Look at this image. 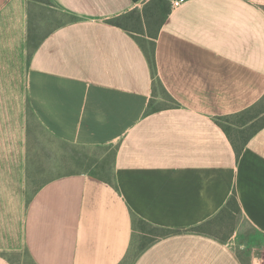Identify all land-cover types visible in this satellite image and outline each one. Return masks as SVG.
I'll use <instances>...</instances> for the list:
<instances>
[{
    "label": "crops",
    "instance_id": "obj_1",
    "mask_svg": "<svg viewBox=\"0 0 264 264\" xmlns=\"http://www.w3.org/2000/svg\"><path fill=\"white\" fill-rule=\"evenodd\" d=\"M48 1L18 2L65 18L30 57V113L102 154H60L24 207L2 178L0 264H245L206 227L235 195L264 236V0L171 7L153 47L112 21L148 0Z\"/></svg>",
    "mask_w": 264,
    "mask_h": 264
},
{
    "label": "rangeland",
    "instance_id": "obj_2",
    "mask_svg": "<svg viewBox=\"0 0 264 264\" xmlns=\"http://www.w3.org/2000/svg\"><path fill=\"white\" fill-rule=\"evenodd\" d=\"M24 1L0 0V183L3 177L6 178L4 186L17 191L16 203L20 205L22 201L23 207L42 181L67 171L59 167L60 154L66 155V166L74 158L82 161L81 169L102 154L98 148L82 149L53 138L31 115L26 94L30 57L39 39L65 18L61 12L44 5L43 8L27 6L24 19L21 10L24 5L18 4ZM151 6L153 0L145 1L134 9L133 17L122 23L139 37H149L146 40L148 47H153L152 38L157 36L160 24L152 14ZM139 15L142 21L137 20ZM234 119L226 121L234 122ZM206 228L225 241L235 236L233 246L245 264H261L264 260V236L248 224L235 203L223 207Z\"/></svg>",
    "mask_w": 264,
    "mask_h": 264
},
{
    "label": "trees",
    "instance_id": "obj_3",
    "mask_svg": "<svg viewBox=\"0 0 264 264\" xmlns=\"http://www.w3.org/2000/svg\"><path fill=\"white\" fill-rule=\"evenodd\" d=\"M46 2V1H44ZM49 3V1H48ZM171 6H172V2L171 0H153V6H151V9H152V14L155 15L159 21H160V24L158 26V31L161 27V25L166 21V19L168 18V15L170 13V10H171ZM135 15V10L131 11L130 13L128 14H125L121 17H118V18H115L113 19V23L119 25L120 27H123L127 30H130L128 26H125L124 24H122L124 22L125 19H128V18H131ZM137 17V20L138 21H142L143 18L139 15V16H136ZM131 31V30H130ZM158 31H157V34H158ZM254 107H252L251 109H249L248 114L246 116H248L250 119H253L255 116H257L260 112V110H257V108H255V112L254 114L253 113H249V112H253V109ZM258 111V112H257ZM250 114V115H249ZM228 131L231 132V130L228 128ZM242 138V142L244 141V143L241 145H238V144H235L237 149H239L240 147L243 148L248 140V137H241ZM232 203H235L236 207L238 208L239 212H241L240 208H239V202H238V199L236 198V196H232V198L230 199V201L227 203V205H231ZM225 205L224 208L227 206ZM193 230H203L204 231V226L203 225H199V226H196L195 228H193Z\"/></svg>",
    "mask_w": 264,
    "mask_h": 264
},
{
    "label": "built area",
    "instance_id": "obj_4",
    "mask_svg": "<svg viewBox=\"0 0 264 264\" xmlns=\"http://www.w3.org/2000/svg\"><path fill=\"white\" fill-rule=\"evenodd\" d=\"M188 0H171L172 2V8L176 9L179 6H182L184 3H186ZM261 264H264V260L261 261Z\"/></svg>",
    "mask_w": 264,
    "mask_h": 264
}]
</instances>
